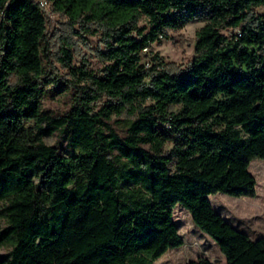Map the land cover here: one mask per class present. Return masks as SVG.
Returning <instances> with one entry per match:
<instances>
[{
  "label": "trees",
  "instance_id": "16d2710c",
  "mask_svg": "<svg viewBox=\"0 0 264 264\" xmlns=\"http://www.w3.org/2000/svg\"><path fill=\"white\" fill-rule=\"evenodd\" d=\"M48 1L68 32L57 54L34 0H0V246H9L0 264H153L183 245L177 203L225 264H264V237L250 239L209 200L255 195L248 166L264 159V0ZM191 20L205 22L185 67L144 51ZM91 31L106 63L96 73L72 65L70 34ZM57 80L73 96L53 114L41 95Z\"/></svg>",
  "mask_w": 264,
  "mask_h": 264
},
{
  "label": "rangeland",
  "instance_id": "374dc122",
  "mask_svg": "<svg viewBox=\"0 0 264 264\" xmlns=\"http://www.w3.org/2000/svg\"><path fill=\"white\" fill-rule=\"evenodd\" d=\"M264 9L259 7L257 13H262ZM47 28L53 43L52 53L57 54L59 47L64 43L62 37L67 34L61 19L54 14L49 8ZM204 20H191L184 23L179 33H168V38H160L151 43L146 52L157 54L164 63H174L185 67L194 56L195 33L204 24ZM140 25H144L141 22ZM74 30H79L74 27ZM238 31H236L237 34ZM225 34H232L231 31H224ZM71 40L73 43L74 60L72 65H87L91 72H98L106 63L101 61L97 56V50L103 49L101 37L98 32L91 31L81 35L72 33ZM55 71L65 78V70L58 62L53 63ZM54 70V69H53ZM61 82V83H60ZM73 96V90L65 88L62 80H57L53 84L44 86L41 95V104L43 110L57 114L63 113L70 105ZM170 111H175V106H169ZM26 126H33L32 121L25 123ZM120 121H114L113 127L125 135ZM164 134L168 132L159 128ZM57 136H45L44 143L52 145L56 142ZM62 153L66 156L69 154V148L66 141H62ZM248 171L255 177V195L233 197L225 193H215L209 196L210 203L214 210L221 211L230 222L244 229L255 228L256 233L252 237H264V159H253L248 166ZM172 220L175 223L178 234L183 239V245L168 249L153 264H185L188 261H197L198 259H208L213 264H224L225 259L219 251L218 246L207 234L198 229L192 222L189 212L179 203L172 209ZM5 223L0 220V228ZM253 230V229H251ZM9 246H0V253L7 252ZM223 261L218 260L221 258Z\"/></svg>",
  "mask_w": 264,
  "mask_h": 264
},
{
  "label": "crops",
  "instance_id": "0c3cea01",
  "mask_svg": "<svg viewBox=\"0 0 264 264\" xmlns=\"http://www.w3.org/2000/svg\"><path fill=\"white\" fill-rule=\"evenodd\" d=\"M216 211V213H218L226 222H228L231 226H233L234 228H236V229H238V230H240V231H242V232H244L245 234H247L249 237H250V239H252V240H254V239H256V238H258V237H252V233L254 234V233H256V230H255V228H250L249 230L247 229H244V228H242V227H238L237 225H234L233 223H231L230 222V219L228 218V217H226L221 211H219V210H215ZM251 229H253V230H251ZM206 259V258H205ZM218 260H220V261H223L222 260V257L221 258H218ZM224 264H225V262H224Z\"/></svg>",
  "mask_w": 264,
  "mask_h": 264
},
{
  "label": "built area",
  "instance_id": "2783aa9c",
  "mask_svg": "<svg viewBox=\"0 0 264 264\" xmlns=\"http://www.w3.org/2000/svg\"><path fill=\"white\" fill-rule=\"evenodd\" d=\"M48 15V11L50 8V2L48 0H34ZM147 48L144 49L146 51Z\"/></svg>",
  "mask_w": 264,
  "mask_h": 264
}]
</instances>
